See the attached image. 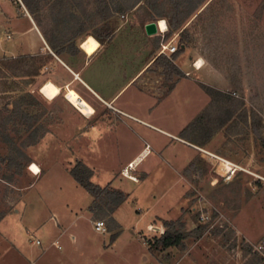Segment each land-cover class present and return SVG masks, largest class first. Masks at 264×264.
Listing matches in <instances>:
<instances>
[{
    "label": "rangeland",
    "instance_id": "obj_1",
    "mask_svg": "<svg viewBox=\"0 0 264 264\" xmlns=\"http://www.w3.org/2000/svg\"><path fill=\"white\" fill-rule=\"evenodd\" d=\"M25 1L30 4L33 14L25 7L24 0H0L1 37L9 34L5 26L8 16L26 14L27 11L49 37L64 29H68L71 35L82 25V33L76 39V43H80L106 24L112 32L111 38L115 35L136 37L134 42L140 50L152 46L159 52L162 44H170L176 47L175 53L178 52V33L167 36V30L163 35L144 36L143 24L156 21H152L153 12L142 3L130 11L109 13L105 21L101 15L96 16L92 26L89 17L97 10L96 0ZM185 27L187 32L183 38L186 48L177 58L204 60L227 80L234 102L226 99L211 102L209 97L202 120L196 121L197 117L191 123L193 126L189 127V124L188 129L178 135H190L191 140L200 146L206 142V137L220 135L208 147L209 151L243 170L228 179L216 172L215 159L195 161L200 169L191 177L196 187L195 197L182 219L187 232L198 226L203 230L199 236L192 234L187 237L182 248L168 253L156 252L153 256L158 261L169 256L175 259L165 264H190L189 260L191 264H264V120L260 116L264 114V0H206ZM22 57L5 60L18 62ZM45 58L43 56L35 62L40 69L31 84L29 79L14 76V71L6 68L2 69L6 79L0 80V92L7 91L4 98L0 96V215L5 216L0 223V233L8 237L16 248L19 247L29 264L30 258L35 259L43 248L59 237L58 226L51 217L71 215L73 207L83 208L81 205L90 198L62 169L63 165L72 168L77 163H71L78 150L74 142L80 153H86L83 149L85 133L101 139L100 146L94 148L97 153L94 158L108 168L134 149L133 145L130 146L133 135H158L154 129L138 126L129 119L126 123L114 117L110 121L104 117L103 123H97L98 118L84 120V116L66 99V92L72 86L63 87L55 100L46 99L40 92L43 85L54 82L63 86L65 83H58L57 78L61 74L54 77L53 62ZM20 65L18 62L20 69H24L23 63ZM154 67L161 69L155 87L161 86V79L162 86L168 88L181 78L177 75L169 77L164 68ZM25 92H30L35 102L30 106L15 107L17 99ZM128 94L123 99H127L130 92ZM197 102L191 88L184 86L167 104L165 112L171 115L172 123H182L185 110L190 114ZM5 104H9L7 110ZM228 106L233 110L232 117L219 127ZM248 116L250 124L246 119ZM32 164L39 167L40 174L35 175L31 171ZM95 210L96 218H105L100 209ZM201 215L208 219L200 220ZM84 216L60 238L62 246L70 245V233L87 244L103 241V236L93 230L90 220ZM58 221L59 226L66 225L65 219ZM131 229L129 227L125 231L123 248L116 253L120 256L119 261L110 259L104 264H152L143 260L151 257L150 252L140 237H133ZM36 240L41 245H31ZM53 249L49 247L48 252L54 253ZM186 252L190 259L183 258L177 262V258ZM17 255L15 251L3 250L0 264H23L21 255ZM101 261L94 264H102Z\"/></svg>",
    "mask_w": 264,
    "mask_h": 264
},
{
    "label": "crops",
    "instance_id": "obj_2",
    "mask_svg": "<svg viewBox=\"0 0 264 264\" xmlns=\"http://www.w3.org/2000/svg\"><path fill=\"white\" fill-rule=\"evenodd\" d=\"M8 17L5 26L9 29V34H5L4 38L0 36V61L17 56H51L54 77L61 74L57 78L58 83H65L63 86H58L60 90L65 86H72L92 110L91 115H85L72 105L84 116V120L98 118L97 123H103L104 117H107L109 121L114 117L126 123L129 119L138 126L149 127L158 132V135H133L134 139L130 146L133 145L134 149L123 160L113 163L108 168L100 165L98 159L94 158L97 156L94 148L100 144L101 139H94L85 133L83 149L86 153H80L77 143L74 142L78 150L71 163H83L92 171V183L101 188L109 186L113 190L120 191L126 195V199L108 211V207L105 206H102L104 210L94 207V198L89 194L90 198L81 205L83 208L78 210L77 207H73L74 210H70L71 215L67 214L64 218L53 215L54 217L51 218H54L58 226L56 231L59 237L43 248L35 259L30 258L32 259L30 264H78L79 262L94 264L101 260L104 264L105 260L106 262L110 259V261H119L120 256L116 253L122 250L124 234L129 227L132 228L133 237H140L149 250L147 241L153 242L176 220L186 216L188 206L193 203L196 187L191 177L200 170L195 160L203 161L201 158L213 160L212 157H205L202 153L217 156L209 151L208 147L220 135L206 137L207 140L202 146L193 142L190 135H178L203 114L209 103V96L200 84L231 96L227 80L213 67L206 65L204 60L179 56L174 64L183 76L175 81L174 88L168 92V88L162 86V79L161 82L159 80L160 87L154 85L160 77L158 73L161 72L159 67L155 69L153 63L159 56V52H156V48L152 46L140 50L135 45L137 42H134L136 37L115 35L108 42L99 44L91 56L82 49V42L76 43L79 49L77 52H63L56 55L27 11L26 14L18 13ZM148 23L150 21L145 22L141 28L145 37L147 35L144 26ZM129 40L130 44H128ZM200 61L201 67L196 65L195 68L194 63L198 64ZM184 86L191 88L198 102L195 110L190 114L187 109L185 110L182 123H172L171 115L167 114L169 112H165V109L170 100ZM129 92L130 96L123 99ZM260 116L264 120V114L261 113ZM246 119L250 124V117ZM99 154H102L101 149ZM82 156L87 158H81ZM69 168L71 169V166L63 165V172L69 173ZM95 209H100V213L105 218H96ZM83 215L90 220L96 233L99 232L94 229L93 223L97 220L104 222L107 232L100 233L103 241L100 244H87L80 241L75 234L70 233V245L62 246L60 238L68 230L71 231ZM70 216H72L71 220H69ZM62 219L66 221L65 226H59L58 220L62 221ZM114 235L115 238L111 240ZM0 238V263L3 250L7 249L15 251L16 255L20 254V262L29 264L27 256L23 255L19 247L16 248L8 237L0 233ZM31 245L35 244L31 242ZM49 247L54 248V253L48 252ZM175 248H168L162 253H168ZM149 252L151 257H144L143 260L150 261L152 264H165L172 260L169 256L166 260L158 261L153 256L156 252L150 250ZM183 258L188 259L187 252L177 258V262ZM189 262L191 264L192 261L189 260Z\"/></svg>",
    "mask_w": 264,
    "mask_h": 264
},
{
    "label": "trees",
    "instance_id": "obj_3",
    "mask_svg": "<svg viewBox=\"0 0 264 264\" xmlns=\"http://www.w3.org/2000/svg\"><path fill=\"white\" fill-rule=\"evenodd\" d=\"M206 0H123V2H117V0H96L97 10L91 17H89V22L93 26L94 20L96 16L101 15L103 17V21L108 19L109 13L113 12H124L130 11L135 8L139 4L146 5L152 12V21H158V19H163L166 22L167 30L169 33L167 36H170L174 33H178L180 37V44L178 48V52L171 55L170 57H166L165 55H159L155 60L154 64L164 68L169 77L172 75L182 76L176 65L174 64V60L177 58L179 54H181L186 48V40L183 38V35L187 32V27H185L186 23L189 21L191 17L196 13L197 9L205 2ZM166 4H168V8H166ZM24 5L29 11L30 14H33V9L30 4L24 0ZM36 23V22H35ZM37 27L40 29V24L36 23ZM82 25L79 27V31L73 34H69L68 29L58 30L57 33H53L52 36H48L47 33L40 30L46 39L51 50L56 54L60 55L63 52L67 53H75L79 49L76 46V39L79 37V34L82 33ZM71 32V31H70ZM111 30L110 27L106 24L102 25V27L98 30H94L90 35L92 36L99 44H104L111 39ZM43 56H26L22 57L19 62V65L23 63L24 69H20L18 66V62L11 60H1L0 61V80L6 79L5 73L2 69L6 68L7 70H13L14 76H21L29 79V84H31L33 79L38 75L39 67L35 63L36 61H40ZM52 60L51 56H46L45 59ZM17 65V67H16ZM21 66V65H20ZM5 84V83H3ZM200 87L203 91L211 98V102L219 101L222 99H226L229 102H234V98L230 95H225L220 92L215 91L214 89L207 87L205 85L200 84ZM174 88V84L168 87V92H170ZM7 91H1L0 96H5ZM4 98V97H3ZM18 102V103H17ZM16 102L15 107H19L23 104L31 105L32 102H35L34 96L30 92L23 93ZM9 105V104H8ZM8 105L5 104L4 108L7 110ZM233 110L231 107H226L223 112V119L219 121L220 126L222 127L230 120L232 117ZM202 116H199L196 121L202 120ZM195 124V123H194ZM253 124V122L251 123ZM193 126L192 124L189 126ZM188 127L184 130L186 131ZM264 144V143H263ZM200 159H196L198 161ZM70 176L74 179V181L81 186L88 194H90L94 198V207H98L104 210V207H108V211L112 210V207L119 205L126 199V195L120 191L113 190L109 186L101 188L94 183L91 182L92 171L83 163L77 162L70 170ZM4 218V216L0 215V221ZM186 223L182 218L176 220L171 227H169L159 238L155 239L153 242L147 241V245L149 246V250L152 252H162L168 248H179L184 246V240L191 236L192 234H196L197 236L203 230V227L198 226L192 232H187L185 230ZM115 238V235L111 237V240Z\"/></svg>",
    "mask_w": 264,
    "mask_h": 264
},
{
    "label": "bare ground",
    "instance_id": "obj_4",
    "mask_svg": "<svg viewBox=\"0 0 264 264\" xmlns=\"http://www.w3.org/2000/svg\"><path fill=\"white\" fill-rule=\"evenodd\" d=\"M159 25H160V29L162 31H165V28H167L166 25L162 21H160ZM161 25H163V27H161ZM81 47L89 56H91L99 47V43L93 37H88L85 41L82 42ZM199 65L201 67V64H199ZM40 92L46 99L53 101L60 95L61 90L55 83L48 82L41 87ZM65 96H66L67 101L71 105H73L77 109H79V111H81L83 114H85V115H91L92 114V110L78 96L76 91H74L73 89H68L67 94ZM131 166L132 165H130V167ZM228 167H229V165L226 163V160H223V163L221 164V169L228 170ZM31 168H32L31 171L35 175L40 174V169L36 164L31 166Z\"/></svg>",
    "mask_w": 264,
    "mask_h": 264
},
{
    "label": "built area",
    "instance_id": "obj_5",
    "mask_svg": "<svg viewBox=\"0 0 264 264\" xmlns=\"http://www.w3.org/2000/svg\"><path fill=\"white\" fill-rule=\"evenodd\" d=\"M162 22L166 25V22L164 20H162ZM155 23H156V28H157V35H163L167 31V28H165V31H162L160 29V25H159L160 21H156ZM176 50L177 49H176L175 46H170V44L169 45H163L162 44L161 45V49L159 51V55H172V54H174L176 52ZM196 65H197V62L194 63L195 68L197 67ZM208 156L212 157V159H215L214 161H216L215 162L216 163V172L218 174H220L221 176H223V177L231 179L237 172L243 170L240 167H238L236 164H233V163H231V162H229L227 160H226V163L229 165L228 170L220 169L221 161H223L225 159L217 157V156H213L211 154L208 155ZM123 175L126 176L125 172H123ZM129 178L132 179L131 177H129ZM134 209H136V206H134ZM207 219H208V217H204L203 215H201V217H200V220H202V221L203 220H207ZM93 225H94V229L97 232H99L101 234H104V233L107 232V229H106L105 224H104L103 221H95L93 223ZM32 243L35 244V245H40V242L38 240L32 241Z\"/></svg>",
    "mask_w": 264,
    "mask_h": 264
},
{
    "label": "water",
    "instance_id": "obj_6",
    "mask_svg": "<svg viewBox=\"0 0 264 264\" xmlns=\"http://www.w3.org/2000/svg\"><path fill=\"white\" fill-rule=\"evenodd\" d=\"M144 30L147 36L157 35V28L155 22H150L144 26Z\"/></svg>",
    "mask_w": 264,
    "mask_h": 264
},
{
    "label": "snow or ice",
    "instance_id": "obj_7",
    "mask_svg": "<svg viewBox=\"0 0 264 264\" xmlns=\"http://www.w3.org/2000/svg\"><path fill=\"white\" fill-rule=\"evenodd\" d=\"M161 27H163V25H161Z\"/></svg>",
    "mask_w": 264,
    "mask_h": 264
}]
</instances>
